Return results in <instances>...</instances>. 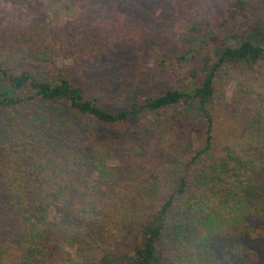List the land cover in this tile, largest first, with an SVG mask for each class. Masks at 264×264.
Here are the masks:
<instances>
[{
	"label": "trees",
	"instance_id": "trees-1",
	"mask_svg": "<svg viewBox=\"0 0 264 264\" xmlns=\"http://www.w3.org/2000/svg\"><path fill=\"white\" fill-rule=\"evenodd\" d=\"M171 1L190 47L160 67L184 86L116 113L56 73L60 60L100 56L93 36L39 21L0 27V264H52L66 217L78 251L62 264H224L243 253L239 238L264 239L249 201L264 188V120L247 103L264 89V6Z\"/></svg>",
	"mask_w": 264,
	"mask_h": 264
},
{
	"label": "rangeland",
	"instance_id": "rangeland-1",
	"mask_svg": "<svg viewBox=\"0 0 264 264\" xmlns=\"http://www.w3.org/2000/svg\"><path fill=\"white\" fill-rule=\"evenodd\" d=\"M249 1L264 6V0ZM35 21L53 28L75 27L94 37L101 48L100 56L83 61L60 60L55 69L56 73L82 87L88 98L97 99L98 105L110 113L128 110L132 104L141 106L147 98L160 96L167 90H181L184 86L181 80L160 67L162 59L174 56L188 44L182 38L184 28L175 17L171 0H0V27L4 30L20 32ZM0 60L7 61L2 52ZM232 88L233 84L227 89L228 95ZM247 98V103L258 108L264 120V89L258 95L248 94ZM190 120L194 128L199 126L198 118ZM3 121L4 115L0 112V129ZM136 124L134 120L130 122L131 127ZM115 134L110 129L106 136L115 138ZM122 137L117 136V139ZM2 141L0 139V144ZM147 146L150 151H156L154 134L150 135ZM198 146L192 141L182 152L189 156ZM109 164L115 165L117 161ZM249 201L261 208V215L250 221V228L253 234H264V188L253 189ZM49 215L50 221L61 223L53 209ZM69 222L66 217L63 223ZM64 224L59 225L56 233L52 264L77 259V247L66 240ZM231 244L230 240L219 241L215 252L221 257V253L229 252ZM235 244L243 246V253L224 264H264V239L246 235ZM160 264H171V257L164 255Z\"/></svg>",
	"mask_w": 264,
	"mask_h": 264
}]
</instances>
